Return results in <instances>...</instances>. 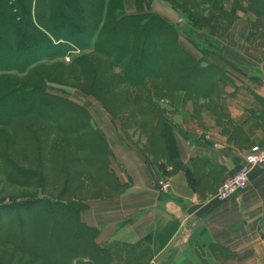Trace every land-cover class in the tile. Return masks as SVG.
Returning <instances> with one entry per match:
<instances>
[{"label": "trees", "instance_id": "16d2710c", "mask_svg": "<svg viewBox=\"0 0 264 264\" xmlns=\"http://www.w3.org/2000/svg\"><path fill=\"white\" fill-rule=\"evenodd\" d=\"M129 1L132 14L125 10ZM149 2L0 0V128L13 126L23 147L14 160L2 157L0 180L42 191L60 187L62 195L0 205V250L10 249L0 251V264H139L142 250L132 249L149 240L130 250L98 246V231L81 222L85 202L70 196L98 184L113 192L121 186L109 169L110 142L63 87L101 104L121 130L140 134L146 155L172 159L168 112L151 94L132 91L148 83L157 98L209 99L224 80L219 66L205 60L217 52L212 36L197 41L198 31L230 33L244 21L247 43L264 53V0H231L228 8L224 0H156L183 18L180 28L150 12ZM182 31L201 58L180 47ZM26 122L33 133H23ZM185 175L194 189V178Z\"/></svg>", "mask_w": 264, "mask_h": 264}, {"label": "crops", "instance_id": "0c3cea01", "mask_svg": "<svg viewBox=\"0 0 264 264\" xmlns=\"http://www.w3.org/2000/svg\"><path fill=\"white\" fill-rule=\"evenodd\" d=\"M125 10L134 13L133 2ZM151 10L171 23L178 18L158 2L151 3ZM247 36L242 21L233 32L212 38L217 52L205 60L222 62L241 76L220 84L209 99L188 98L172 110V159L159 156L152 163L144 141L136 145L105 133L111 144L109 169L121 187L82 197L86 208L80 212L81 222L98 231V246L115 243L130 250L149 238L132 249L134 254L142 250L139 264H264V167L251 170L241 195L222 203L214 199L250 148L264 144V53L251 47ZM179 45L201 58L182 37ZM185 170L195 180L194 189ZM161 180L170 183L167 194L158 190Z\"/></svg>", "mask_w": 264, "mask_h": 264}, {"label": "rangeland", "instance_id": "374dc122", "mask_svg": "<svg viewBox=\"0 0 264 264\" xmlns=\"http://www.w3.org/2000/svg\"><path fill=\"white\" fill-rule=\"evenodd\" d=\"M149 1L150 2L148 5L149 6L148 10L150 12H153L151 10V3L155 2L156 0H149ZM224 1L227 4V8H228V4L231 3V0H224ZM143 7L145 9V7H146L145 4ZM174 23L180 28L181 26L184 25L185 21L183 20V18L181 19L178 16L177 20ZM182 32H184V31H182ZM218 34H221V33L216 32V30H214V29L213 30L210 29L209 31L203 30V31H198V35L195 38L197 39V41H199V40H201V37H206V36L211 35L213 38V37H215V35H218ZM223 34H226V33H223ZM180 37H182L183 39L186 40L189 37L188 31L182 33V35ZM212 43H213V41H212ZM253 48H255V47H253ZM62 61H63V63L68 64V61H66L65 59H63ZM215 65L219 66V68L221 69L222 75H223L224 81L220 84L227 83L229 81L232 82V81L238 80L239 77L241 76L238 73V71H235L234 69H232L230 67H227L222 62H219L218 64H215ZM116 73H119V70H117ZM155 85H157L158 88L162 86L160 83H157V82L154 83V86ZM144 87H147V88L144 90L138 89V90L132 91V92H134L133 96L139 95L140 98H142V97H145V95L147 93L151 94L152 97L155 98L153 103L156 106H158L159 108H161L162 110L168 112V113H165V116L170 121V119H169L170 113L172 112V110L179 108V106L181 104L179 98L177 99V97H175L174 100L170 99V98H157L158 95L154 96L152 94L153 88H152L151 84L149 85L147 83L146 85H144ZM63 88H64L65 92L69 95V97L73 100V102H75L79 105H82L83 107H85L89 111V113L92 115V122L95 124V126L99 127L100 130L104 134L105 133L109 134V132H112L113 135L120 137L122 141L127 140L129 142H134V144H136V145H142V141H144V143H145V139L142 136H140V134L132 133V131L121 130L118 122H112L111 119H109L108 117H105L106 116V115L104 116L105 111L103 110L101 104H99L98 102H96L92 98H87V97L83 96L80 92H78L75 89H72L69 87H63ZM126 89L127 88H125L124 90H126ZM182 96H184V95H182ZM132 111H133V107H130L128 110L125 111V113L127 115H129V113ZM102 114H103V117H101ZM21 122H19V123H21ZM170 124H171V121H170ZM25 125L28 126L27 122L25 123ZM12 127L13 126L8 127V128H0V168H1L2 157L7 156V157H10L12 160H14L15 156L17 155V151L19 153L20 149L23 148L19 138H15L16 133L14 132ZM31 130L33 131V129L30 128L29 126L25 127L23 129V133L26 134L25 132H30ZM32 131H31V133H33ZM23 133H21V134H23ZM17 158H18V155H17ZM150 160H152L151 161L152 163L153 162L156 163L157 158L152 157V159H150ZM101 187H102V185H100V184L95 185V187L88 189L87 192H84L82 194L79 193L77 195H72L69 198H72L74 200H80L82 197H85L86 199H88V197L89 198L90 197H100V196L106 194V192H107L106 188H104V187L101 188ZM98 189L99 190L101 189L102 191H99ZM52 190H54V191H52ZM52 190L50 188V189H47L46 191H42V189L37 185H34L32 187H17V186L5 183V182L0 180V205H8V204H12V203H20L23 201H29L33 197H39V198L40 197H43V198L47 197L51 200H56V199H59V196H62L61 192H60L61 191L60 187H57V188L52 189ZM94 192L97 194H95ZM91 193H94L95 196H89ZM86 195H88V196H86ZM67 200H68V197L65 198L63 201H67ZM0 251L1 252L5 251V254H9L8 251H10V249L0 250Z\"/></svg>", "mask_w": 264, "mask_h": 264}, {"label": "built area", "instance_id": "2783aa9c", "mask_svg": "<svg viewBox=\"0 0 264 264\" xmlns=\"http://www.w3.org/2000/svg\"><path fill=\"white\" fill-rule=\"evenodd\" d=\"M65 60L68 61L67 59ZM257 167H264V144L254 145L250 148L236 174L223 181L217 187L214 199L222 203L241 195L248 188L251 170ZM157 187L161 194H167L170 191V183L167 180H161Z\"/></svg>", "mask_w": 264, "mask_h": 264}]
</instances>
